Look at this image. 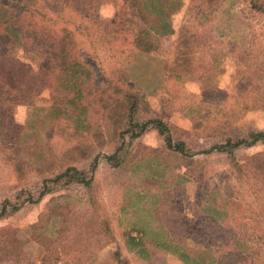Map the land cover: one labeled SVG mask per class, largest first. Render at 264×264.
<instances>
[{
	"label": "rangeland",
	"instance_id": "rangeland-1",
	"mask_svg": "<svg viewBox=\"0 0 264 264\" xmlns=\"http://www.w3.org/2000/svg\"><path fill=\"white\" fill-rule=\"evenodd\" d=\"M170 1L175 4L165 7L172 9L171 27L153 29L152 49L139 46L129 32L130 25H138L136 31L148 29L155 23L151 15L133 16L122 35L101 37L95 31L98 25L68 6H55L62 25L92 27L88 35L76 37L78 54L98 65L95 74L121 70L113 76L121 73L144 95L141 119L163 117L174 135L196 150L222 141L228 127L239 136L264 130V13L250 0ZM129 7L125 0H102L100 12L111 17L116 9ZM77 77L64 75L60 83L72 86ZM83 103L85 98L53 84L13 114L0 109L5 117L0 129V207L6 199L22 201L29 192L36 193L46 176L70 165L88 169L97 155L112 152L117 142L113 117L96 103L84 118ZM4 141L17 147L22 172L7 161ZM236 154L240 170L218 152L182 157L150 128L132 142L122 165L114 167L107 159L98 163L97 212L85 187L73 183L1 218L0 264H185L183 251L206 255L204 264H214L213 251L204 250L199 238V216L207 204L228 209V225L233 215L248 208L251 215L264 207V143ZM207 194L214 201L205 200ZM107 222L109 232L94 240ZM130 234L142 242L136 244ZM118 248L122 254L116 257Z\"/></svg>",
	"mask_w": 264,
	"mask_h": 264
},
{
	"label": "trees",
	"instance_id": "trees-1",
	"mask_svg": "<svg viewBox=\"0 0 264 264\" xmlns=\"http://www.w3.org/2000/svg\"><path fill=\"white\" fill-rule=\"evenodd\" d=\"M131 7L116 9L114 15L105 17L100 12L102 0H0V109L13 114L19 105H32L48 86L53 84L65 87V92L75 94L77 99L85 98L80 114L86 118L90 105L99 103L103 113L113 117L112 128L117 131V142L110 154L97 155L90 168H79L70 165L60 172L46 176L36 193L29 192L22 201L6 199L0 207V219L17 211L27 201L30 203L41 201L46 195L54 193L59 187L67 184H80L89 194V205L93 212H97V196L94 193L95 172L100 160L107 159L114 167L122 165L130 150L132 142L141 137L150 128H156L164 138L166 146L182 157L191 159L199 154L218 152L226 154L232 163L239 167L236 152L243 147H252L264 143V130H253L248 135L234 134L229 127L226 136L206 149H193L183 139L177 138L172 128L163 117L141 119V111L145 109L144 95L133 88L124 78L113 76L122 72L116 70L112 75H104L105 70L95 74L98 65L88 63L86 57L78 54L77 34L88 35L91 26L59 22V12L56 3L68 6L80 13L84 20L98 25L96 34L103 37L108 34L122 35L126 32V24L132 22V17L141 15L147 19L148 15L155 18V23L147 29L136 31V26L130 25V31L136 37L139 46L152 49L151 39L153 29H169L171 27L167 4H175L170 0H125ZM252 7L264 13V0H250ZM85 21V22H86ZM160 22L156 24V22ZM133 23V22H132ZM140 28V27H139ZM86 58V59H85ZM94 67L95 69H91ZM97 73V72H96ZM117 73V74H118ZM78 75L79 81L72 86H63L60 83L63 76ZM75 79V77H74ZM63 84V85H62ZM74 98V96H73ZM110 112H114L110 114ZM108 114V115H107ZM0 129L5 117L0 114ZM1 138V137H0ZM1 141V140H0ZM3 151L7 154V161L22 172L23 163L19 157L17 147L4 141ZM264 172V163L261 168ZM261 170V171H262ZM255 196L260 199L259 190H254ZM257 193V194H256ZM37 194V195H36ZM232 201L233 195H228ZM205 199V197H204ZM205 200L214 201L210 194ZM216 200V199H215ZM217 202V200L215 201ZM228 204V202H225ZM212 202L207 204L205 213L199 216L200 237L204 242V250L213 251L214 264H264V207H257L254 214L247 211L232 217V225H228V209ZM101 216V215H100ZM252 226V227H250ZM246 228V229H243ZM252 229V231H250ZM107 222L93 239H100L101 235L109 232ZM144 234V231H140ZM136 244L142 242V237L129 235ZM205 251V252H206ZM206 252V253H208ZM114 256L122 253L118 248ZM212 256L211 254L209 255ZM180 257L185 264H204L206 255L202 258L193 255L190 251H183Z\"/></svg>",
	"mask_w": 264,
	"mask_h": 264
}]
</instances>
